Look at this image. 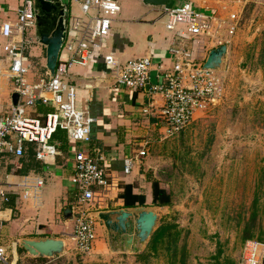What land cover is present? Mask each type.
<instances>
[{
  "label": "built area",
  "instance_id": "2783aa9c",
  "mask_svg": "<svg viewBox=\"0 0 264 264\" xmlns=\"http://www.w3.org/2000/svg\"><path fill=\"white\" fill-rule=\"evenodd\" d=\"M264 4V0H261ZM34 0H24L15 22L2 24L0 35V198L8 201L10 194L28 199L39 197L44 180L40 177L23 176L18 181L2 179V158L11 153L25 154L26 143L38 146L36 157L47 160L59 153L52 143L54 134L65 130L75 142H88L92 126L96 121L88 110L76 104V85L72 82L75 65L88 66L92 54L104 47L115 17L121 12L118 0H72L80 13L70 10L67 36L62 47L55 74L46 67L32 78L36 71L26 50L30 42L28 33L35 29L36 16ZM230 11L226 16L211 14L197 7L192 0H182L179 5L161 6L167 17L166 27L176 29L185 25L186 31L194 37L215 36L216 30L226 26L233 34L240 23L241 11ZM173 66L165 72L163 80L150 83L153 66L151 55L122 61L115 53L104 55L110 71L112 86L144 90L148 85L152 94H161L164 99L162 118L166 121V134L175 135L196 120L198 113L210 111L225 97L226 76L220 70L207 69L194 58L193 51L173 46L170 48ZM7 62L5 65L3 63ZM38 71V70H37ZM19 95L17 103L13 94ZM5 95V99L2 96ZM51 107L45 113H36L38 102ZM145 112L149 113L150 109ZM148 142L139 153L125 158L124 174L132 173L135 164L148 154ZM120 177L107 171L99 159L84 150L75 157L72 183L77 190V204L74 206L76 225L73 238L76 250L83 257L93 255L97 235L96 214L108 207L112 195L121 192ZM4 224L0 219V240ZM264 242L250 240L244 247L240 264H262ZM0 264H15L8 255L7 247L0 242Z\"/></svg>",
  "mask_w": 264,
  "mask_h": 264
},
{
  "label": "crops",
  "instance_id": "0c3cea01",
  "mask_svg": "<svg viewBox=\"0 0 264 264\" xmlns=\"http://www.w3.org/2000/svg\"><path fill=\"white\" fill-rule=\"evenodd\" d=\"M23 1L0 0V29L4 22L17 20L18 11ZM69 1L70 10L80 13L78 8H71L72 0ZM118 1L122 2V9L115 17L104 47L92 54L88 66L75 65L72 69V82L77 87L76 104L78 108L88 110L96 119L92 126L90 141L75 142L68 137L65 130L60 129L52 139V143L59 150L56 156L48 157L47 160L38 159L36 155H31L29 152L33 147L32 143L27 144L28 149L26 155L23 156L25 161L21 173L16 165L12 164L21 156L10 154L9 159L3 164L2 179L18 181L23 176H30L40 177L44 180L38 198L31 196L28 199H23L13 193L9 195L8 201L0 198V219L4 224L0 242L7 247L9 258L15 264L18 262L26 264L25 259L33 258L34 260L37 258L21 245L24 238L40 236L62 238L66 243V251L63 254L78 253L73 238L76 225L74 206L77 204L78 196L71 177L74 174L75 157L80 150L99 159L102 167L123 179L122 183H132L135 192H141L140 188L144 187L146 189L144 193L148 199L150 198L149 192L152 191V183L147 181L146 175L148 167H150L148 159L150 152L148 151L147 156L135 164L129 175L124 174V161L125 158L139 153L145 142L150 145L156 134L163 133L166 136L167 123L161 115L164 99L161 94H152L149 91L150 87H146L144 90H132L127 87L113 88L111 74L104 60L106 53L113 52L122 61L151 55L153 66L150 71V83L153 84L162 81L165 72L172 68L173 58L170 48L173 46L188 48L193 51L196 60L205 62L212 48L227 44V62L220 71L225 76L229 71L228 61L233 57L234 34L239 25L233 34L226 26L219 27L215 33L216 39H214L215 36L194 37L187 33L184 25L178 26L174 30L167 29V17L163 15L159 7L148 6L142 0ZM181 1H175L172 6L181 3ZM130 2L134 4L129 5ZM192 2L208 13L224 16V13L220 14L213 6L197 4L193 0ZM246 2L247 0H240V5L236 4L230 9L239 10V7L244 6ZM146 17L150 20L142 21ZM130 25L138 27L140 34H135L133 37ZM29 34L34 41H37L35 29H32ZM147 36H150L149 39ZM3 41L0 35V43ZM206 50L208 51L207 55L204 52ZM0 53L3 55L1 47ZM42 68L44 69V65ZM39 72L40 70L34 71V74L31 75L32 78H37L40 75ZM261 86L263 87L264 83ZM147 108L150 109L149 113L145 112ZM213 109L212 107L210 111ZM50 110H52L51 107L43 104H38L35 108L36 113H45ZM208 112L209 110L198 113L196 120L201 119ZM34 147L38 148L36 144ZM111 198L112 200L108 201V207L104 210L125 207L123 200L117 194L112 195ZM96 229L98 239L91 257L96 253L103 255H108L109 252L116 253L103 239L107 230L104 223L98 218ZM20 247H23L24 250L22 251ZM118 254L137 256L134 253Z\"/></svg>",
  "mask_w": 264,
  "mask_h": 264
},
{
  "label": "rangeland",
  "instance_id": "374dc122",
  "mask_svg": "<svg viewBox=\"0 0 264 264\" xmlns=\"http://www.w3.org/2000/svg\"><path fill=\"white\" fill-rule=\"evenodd\" d=\"M193 1L213 6L224 16L234 10L231 6L241 4L240 0ZM72 7L76 8L73 4ZM240 13L233 57L228 61L229 71L226 69L224 100L175 135L158 133L148 144L147 181L152 183L158 179L173 197L171 206H158L159 224L176 223L183 229L181 241L187 245L188 264H210L219 242L226 255L242 262L245 247L242 229L253 210L256 194L258 222L264 225V86H261L264 83V4L261 0H247ZM149 20L146 17L142 21ZM130 32L133 37L140 34L136 26H131ZM28 39L26 53L38 70L46 66V50L30 34ZM204 52L207 55L208 51ZM149 196L146 204L155 205L152 191ZM107 237L105 232L103 239L108 243ZM25 263L169 264V261L161 251L149 256L147 262L135 255L109 252L108 255L96 253L93 257L63 254L45 257L43 261L29 258Z\"/></svg>",
  "mask_w": 264,
  "mask_h": 264
},
{
  "label": "water",
  "instance_id": "95a60500",
  "mask_svg": "<svg viewBox=\"0 0 264 264\" xmlns=\"http://www.w3.org/2000/svg\"><path fill=\"white\" fill-rule=\"evenodd\" d=\"M177 0H142L148 6L161 7L172 5ZM36 16L35 32L37 42L45 46L46 66L55 74L59 56L64 45L69 18V0H34ZM228 55V45L221 44L212 48L203 62L207 69L221 70ZM150 86L148 85L147 88ZM19 95L13 94L17 103ZM38 104H41L39 101ZM97 218L107 230L108 243L113 252L138 254L144 251L156 229L159 227L157 205H140L113 210H100ZM21 245L34 257H56L66 251L62 238L40 236L24 238ZM264 264V260L262 262Z\"/></svg>",
  "mask_w": 264,
  "mask_h": 264
},
{
  "label": "trees",
  "instance_id": "16d2710c",
  "mask_svg": "<svg viewBox=\"0 0 264 264\" xmlns=\"http://www.w3.org/2000/svg\"><path fill=\"white\" fill-rule=\"evenodd\" d=\"M177 5H179V3ZM38 70L42 72L43 70H46V67L44 66L43 69L41 66ZM27 144L32 143H26L24 155H26L28 149ZM32 145L33 147L30 148L29 152H31V155L35 156L37 153V147H34V143ZM10 154L11 153L4 154L2 158V167L4 162L9 159L8 156H11ZM23 156H21L22 158L20 157V159H18L16 162L12 163L16 165L20 173L23 167V162L25 161ZM9 167L11 168V166ZM118 197L123 200L125 207L146 205L147 201L146 194L144 192H135L134 185L132 183H122L121 192L119 193ZM152 197L154 204L157 206H171L173 203L171 191H168L166 188L162 187L158 179L152 180ZM258 202L259 197L256 194L252 205L253 210L249 218L245 221L242 229V242L245 244L250 240L264 242V225L258 222L260 217ZM239 223L241 224V219L239 220ZM182 231L183 229L180 228V226L176 223L161 222L148 242L145 250L137 254L138 258L147 262L149 256L157 255L159 252L164 251L168 258L169 264H188L187 245L185 242L182 243L181 241ZM218 245L219 248L217 252L212 255L210 264H240L236 259L225 254V250L223 249L221 242H219ZM20 249L22 251L24 250L23 247H20ZM43 259H45V257L35 258V260L41 261H43ZM17 264L22 263L18 262Z\"/></svg>",
  "mask_w": 264,
  "mask_h": 264
}]
</instances>
